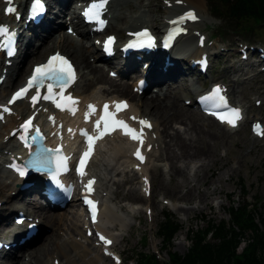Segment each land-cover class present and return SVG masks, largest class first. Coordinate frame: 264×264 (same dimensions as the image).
<instances>
[{"label": "bare ground", "instance_id": "1", "mask_svg": "<svg viewBox=\"0 0 264 264\" xmlns=\"http://www.w3.org/2000/svg\"><path fill=\"white\" fill-rule=\"evenodd\" d=\"M186 1L188 4L195 3L199 9L203 7L204 3L203 0ZM1 5L2 2L0 0V8ZM112 6L113 18L111 22V28L117 33L119 37L122 36L126 27L131 26L132 28L130 29L133 30V28H135L138 23L143 24L148 21L144 10H140L136 14L132 13V6L130 5L129 0H114V4H112ZM212 20L213 19L210 16L204 15L201 22L207 23L208 21ZM59 21L66 23L65 19H59ZM197 25L200 26V23H197ZM62 27L63 24L61 26L58 25L57 29L61 30ZM82 32L84 31L82 30ZM55 34V30L47 34L45 37L40 39V42L37 45L32 42L28 51L14 61V64L9 68V76L6 82L0 86V96L7 92V90L12 85L23 78L24 72L31 62H40L37 60L43 57V55H45V53H47V51L51 50L52 48H60L63 52L72 56L77 62L81 71H83L84 68L92 67V65L88 66L86 59L90 54H94L96 52V46H87L84 41H76L66 33ZM188 42H190V39ZM92 68L95 74H98L96 82L87 80L84 82V85L81 83L76 89V93L80 96H83L84 100L87 101L89 99L98 98L105 99L109 98V96L112 94V97L118 96L130 98L133 102L135 111H142V106H144L143 110L149 111V113L154 115L156 127L160 135L162 149L161 157L163 158V155L165 154L168 156L171 162V166L167 174L162 168L158 166L160 164L162 165L163 160L161 163H159V160L154 158V154L146 163L144 167L145 171L150 172L151 175L153 174V180L156 181L159 179V183L155 189V192L168 190L178 200H185L187 202L195 201L198 206H177L178 210H185L189 213L191 211L197 210V207L200 205L208 206L210 204V198L215 194V191H210L208 187L203 190L198 188L199 183L206 181V177H201L199 173L208 168L206 162L214 164L218 161L216 157L217 152L214 151V148L209 144L194 146L185 133L188 131L192 132L202 130L205 127L210 133V139L212 138L214 141V139L225 138V135H227L230 131L215 121L211 122L213 121L211 118L204 117L195 111H188L185 113V110L179 105L178 102L181 96V91L178 89V84L180 80L185 78L183 71H179V68L169 69V71L165 74L166 76H163L164 86L167 84V91H162L161 93L164 95V99H160L158 95H152L151 98L144 99L142 96L132 92L131 89L129 90V82L124 80L125 77H120L118 79H108L107 77L103 76L102 72H100L102 69L100 70L98 66H93ZM90 74H92V72L84 75L83 77H86ZM108 82L112 84L111 87H115L114 90L110 91L106 87L97 86L95 89L89 92L92 86H96L97 84H105ZM230 82L232 83L230 84L231 94H234V92H236V88L233 85V81L231 80ZM160 90L162 89L160 88L159 91ZM198 92H201V90L198 89ZM21 109L23 111L28 110L29 112L30 108L25 101H21L16 107L17 115ZM41 114L42 111H40V115ZM178 120L181 121L180 124L183 123L187 126V130L185 132L174 128L173 124L179 122ZM16 121L17 120L15 116H11L8 118L7 125L0 126V152L2 154L5 153V150L8 148V146L13 145V142L11 140L5 142L1 137L4 133L8 132L12 126H14ZM123 145L124 143L121 139L116 138L114 140L107 141L106 146H110V148L105 154H110L111 157L109 159L112 160L120 158L125 154V151L122 148ZM115 147L117 148L113 153L112 150ZM126 160V158H123L119 164H123ZM193 160H198L201 162V164L196 170L197 183L192 186L189 184L190 181L186 167H182L179 162L183 161L187 166ZM105 169L109 171V174L106 175V178H108L117 172L118 167L111 168L108 166V162H106ZM0 174L4 173L0 172ZM7 178L12 181L11 176L4 178L3 175H0V194H3L4 196L6 191L12 189V186L7 185L6 183ZM171 182H174L175 186H171ZM182 186L187 187L186 192L182 191ZM110 187L112 188V185ZM129 196L134 201H146V199H144L138 193V191L135 190V188H133V190L129 193ZM109 203L113 202L109 201L108 204ZM154 203H156V201ZM18 204L22 205L28 212H30L31 206L34 205L37 207V210H33L32 212L42 219V221L39 220V228H41L43 223H47L54 228L59 225L57 231L65 230L64 235H58L53 228V235L48 236L45 242L44 240L41 241L36 247L38 249V253L33 257L34 262L31 264H53L54 253H57L62 260H66V262H63L62 264H105L106 260L96 252V247L87 246L85 243L79 242L75 238V236L82 235V217L79 209L68 210L65 213L50 212L39 203V200L30 199V202L28 203L27 198H22L21 196L16 197V201L12 202V206ZM74 205L77 204L75 203ZM104 214L109 217L112 225H120L123 227L128 224L127 217L122 213H119V211L113 205H106ZM16 229L25 231L27 230V227H16ZM16 229L0 231L6 233L8 235L7 241L11 242L14 240ZM44 238L45 236L42 235L40 229L35 236L30 238V243L42 240ZM31 249L32 248H29L27 251ZM10 253H12L11 250L0 251V264H6L7 261H12L11 264H19V257L17 255L11 256ZM49 255L51 263H49V259H47V256Z\"/></svg>", "mask_w": 264, "mask_h": 264}, {"label": "rangeland", "instance_id": "2", "mask_svg": "<svg viewBox=\"0 0 264 264\" xmlns=\"http://www.w3.org/2000/svg\"><path fill=\"white\" fill-rule=\"evenodd\" d=\"M130 1L131 4H137L136 6H141V7H144L146 4H149L147 6V18L149 19L148 22L150 24H153L152 21L153 18L155 17L158 18L161 15L158 14V8L161 3V0H130ZM138 10L139 8L136 7V9L134 8L132 10V13H136ZM202 12H204V9H202ZM214 19L215 21H213L212 26L207 27L206 29H208L211 34L217 35L216 36L217 40H220L222 38L218 34V32H220L218 29L221 28L224 25V23L220 19H217L215 17ZM221 32H223L225 35L227 34L226 36L228 37L229 40L227 41L228 43L236 42L238 39H240V37L234 35V32L231 30H227V31L221 30ZM258 41L264 42L262 38H258ZM221 59L223 61L221 60L219 66L212 68V71L209 76L202 77V82H205L206 85L208 86L212 80L213 81L226 80L229 82L231 79L233 80L238 79L239 81H237V84L236 81H233L236 84V89H237L236 94L234 95L235 96L234 99L236 101L242 102L247 107L253 106L252 98L254 97L264 98V74H259L253 78L251 77L238 78L236 76L230 75L228 70L223 67L225 59L224 58ZM89 61L91 62V58L89 59ZM31 64H29L28 68L25 71V74L28 73ZM104 74L107 77L106 72ZM102 85H106V87L109 88L108 83ZM184 85L187 88L186 91ZM178 86H179V90H181L182 92L181 98L183 97L182 99L179 98L178 101L179 105L185 110V113H187L188 111L189 112L193 111L189 109L187 106H185L183 103L184 97L193 96L190 89L192 88V86H188V83L185 82V80L179 82ZM180 122L181 121L177 122L176 124H173V126L176 129L181 128L183 132H185L187 129L185 130L184 124L183 123L180 124ZM188 132H186L185 135L190 139V142L194 146H200L201 144L202 145L209 144L214 148V151L217 152L216 157L218 161L214 164L206 162L208 168L200 172V176L206 177V181H202L198 185V187L200 188V190H202L201 188L205 187L204 183L206 182V185L209 187V190L210 189L213 190L217 188V190H221V194L213 196L212 205L215 204L214 207H211L210 204L208 206L202 205V208L200 207V209L202 210L198 209L188 213L189 219L185 221H182L180 219V221L184 223V226L186 225L187 227L190 228L193 227L194 229H197L202 227V225L206 224V222H204L203 219L221 220L223 219V217L220 216V212L224 214L225 216L224 219L228 221L229 220L228 208L232 203L231 196L235 194L236 197L238 198L237 201L234 202L235 205L243 202L244 200L242 195L243 194L242 185H245V187L248 190V195L245 197L247 201L254 203L256 201V197H260V200L264 203V144L263 143L251 139L249 133L244 130L235 134H227L225 135V138L214 139V141L212 138L210 139V133L205 127L202 130L192 131L189 133ZM197 161H193L192 163L189 164V166H187V170L190 173L192 183L196 182V177L194 176V165L196 163L198 165L200 162ZM180 165L184 166V163L180 162ZM155 182H159V179L156 180ZM170 185L175 186V183L171 182ZM185 190L186 187H182V191L185 192ZM164 193L166 194H161V193L158 194V197L166 196L175 199L173 194L170 193V191L166 190ZM220 203L225 209L222 208L219 209L218 205ZM180 204L188 207L190 206L194 207V205L198 206L195 201L188 204L184 200V201H180ZM158 210L159 209L155 208L156 212H158ZM165 210L166 208L164 209V211ZM163 215H164L163 211L159 212V214H156V216L154 217L153 226H150V223L145 224V218L142 220L141 223L136 221V225H134L133 228L129 230L128 235L120 242L119 244L120 250L124 251L125 255L128 257L131 256L133 252H137V251L151 252L152 250L150 245L149 247H144L142 245V238L145 232H149L150 227L155 228L156 223H158L162 219ZM181 216H184V212L181 214ZM56 227L58 228L59 225H57ZM185 235H186V229H183L176 235L174 239V247L172 248V250L181 253V252H185L189 248L190 242L185 239ZM160 244L162 245L161 242ZM160 244H158V246ZM162 255L164 259H167V261L169 260L168 252L165 251L163 252ZM105 264H111V262L109 260H106Z\"/></svg>", "mask_w": 264, "mask_h": 264}, {"label": "snow or ice", "instance_id": "3", "mask_svg": "<svg viewBox=\"0 0 264 264\" xmlns=\"http://www.w3.org/2000/svg\"><path fill=\"white\" fill-rule=\"evenodd\" d=\"M177 2H180V0H177ZM8 3V7H6L5 12L6 14H12L15 13L16 9L14 6L12 5V0H7ZM107 0H97V2L93 3L89 9H87L84 13V15L90 19H98V17L100 15H102V10L104 9V6L106 5ZM36 4L37 7H41V3L40 0H36ZM35 11V10H34ZM185 18H190V19H196L197 17L195 16L194 13L192 12H188L186 14V17H181L180 20H184ZM100 24H103L104 21L103 20H99L98 21ZM172 23H177V21H173ZM8 29L6 26H0V34H8ZM136 35L140 36V35H145L147 36L148 33L144 32V33H137ZM114 38H109V41L106 42V47L108 43H111L112 40ZM9 54L11 55L12 52L10 51ZM72 80H74V70L70 64V62L65 58L60 56L58 53L52 57L49 58L48 62L42 65H38L32 75L30 76V78L28 79L26 85L24 87H22L21 89H19L16 93L13 94L12 98L9 100V104H12L14 102H16L18 99H22L25 96H27L31 90H35V94H32L30 96V100L33 106H35L40 99L43 100H50L53 102V104L61 109L64 110L66 105L63 103V101L67 100L69 101L72 105H75L78 103V101L69 96H64L63 92H64V87L67 86L68 84H70L72 82ZM48 81L49 83H47L46 88H47V94L42 95L41 94V88L45 87V82ZM59 88L60 91L59 92H54V88ZM217 93H219L220 89L217 88L215 90ZM59 96L61 97L60 100H57L56 97ZM224 98L221 97V100H223ZM115 106L117 108V110H122L123 108H127V102L125 101H120V102H114ZM3 107V110L6 112H11V109L8 108L7 106H0ZM108 108L109 105L105 104L104 105V116H101L100 119L95 121V128L97 130H99L101 121L104 122V130L103 132H99V134L97 136H92L89 135L87 130L81 129L80 130V134L86 137L87 140V144L88 147L86 149V151L82 154L81 159H80V167L77 168V171L80 172L81 175H85L86 173L84 172V165L87 162V159L89 158V156L91 155L92 151H93V143L94 140L96 139H100L103 137L104 134H107L109 131H113L115 130L116 127H120L124 130V134L130 136L131 139L133 140H138L140 142L141 145H143V128L146 127H151V124L145 120V119H138L136 117H132L131 119L133 120H137L138 119V123L140 124L141 128L140 131H137V129L132 128L128 125V123L124 120H114L112 121L111 124H109V120L106 117H111L112 113L108 112ZM88 109L91 112H94L95 110V106L89 104L88 105ZM69 111H72L74 114L75 109L74 108H69ZM231 113L234 114V116L236 118H239L238 114H239V110L238 109H231ZM90 116V112L86 111L85 112V120L87 121L89 119ZM0 118H2V116H0ZM34 117H29L27 120L24 121V123L21 125V128L25 129L26 131L33 127L32 121H33ZM49 119L53 120L54 122V117H49ZM229 123L234 124V121L232 119L228 120ZM36 131V135L32 136V140L35 141L37 140V137L40 136V129L37 127L35 129ZM69 131L71 132L72 130L69 129ZM42 139V137H40ZM21 139H24V137L22 136ZM60 149H46L43 148L42 146H38L37 148V152H36V160L32 161L31 163L34 164H39V165H43L45 163H49L50 162V157L44 155L45 153H49V152H59ZM134 155L140 159L143 160L144 157L141 154V151L139 148H137L136 152L134 153ZM68 157H59L57 159V167L61 170H66V161H67ZM20 174L24 175V171L20 170ZM94 183L93 180H89L86 187L88 188L89 192L92 191L91 185ZM86 203H89L90 205L95 204L94 201H90L86 198ZM93 220L95 221L96 218V213H95V209L93 207ZM100 240L104 241L105 244H111L112 241L108 240L107 238H105L103 235L99 236Z\"/></svg>", "mask_w": 264, "mask_h": 264}, {"label": "trees", "instance_id": "4", "mask_svg": "<svg viewBox=\"0 0 264 264\" xmlns=\"http://www.w3.org/2000/svg\"><path fill=\"white\" fill-rule=\"evenodd\" d=\"M222 6L225 10L220 13L237 24L259 26L264 22V0H222ZM232 215L237 227H220L210 222L204 235L211 231L215 240L207 242L204 236L195 232L193 246L185 256L175 254L174 264H264V213L261 224L255 221V210L247 205L232 209ZM243 242L246 244L239 251Z\"/></svg>", "mask_w": 264, "mask_h": 264}]
</instances>
